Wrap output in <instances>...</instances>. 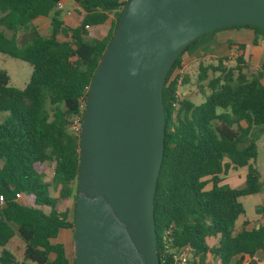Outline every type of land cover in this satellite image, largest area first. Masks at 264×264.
Segmentation results:
<instances>
[{
	"label": "trees",
	"instance_id": "16d2710c",
	"mask_svg": "<svg viewBox=\"0 0 264 264\" xmlns=\"http://www.w3.org/2000/svg\"><path fill=\"white\" fill-rule=\"evenodd\" d=\"M59 1L0 0V53L31 66L21 89L0 69V111L8 112L0 121V264H74L63 243L55 241L62 229L73 233L76 190L72 194L71 187L79 171L80 130H72L71 123L76 116L82 119L80 106L127 0H72L65 15L56 8ZM49 14L50 31L42 35L34 20ZM101 25L107 26L105 33L91 37L90 28ZM242 27L253 31V45L264 43V31L253 25L219 29ZM203 36L177 57L162 91L156 252L161 264H173L161 243L167 231L171 248H189L187 264H244L246 259L256 264L253 257L264 255V202L254 207L259 220L248 227L240 198L264 188L255 165L257 140L264 134V61L249 73L246 44L228 39L232 56L198 62L195 84L202 101L194 103L177 93L180 84L189 83L180 74L181 57ZM49 165L51 182L59 186L56 196L45 179ZM242 167V186L223 183L230 168ZM71 195L72 210L61 208ZM14 236L24 244L21 260L7 249Z\"/></svg>",
	"mask_w": 264,
	"mask_h": 264
},
{
	"label": "water",
	"instance_id": "95a60500",
	"mask_svg": "<svg viewBox=\"0 0 264 264\" xmlns=\"http://www.w3.org/2000/svg\"><path fill=\"white\" fill-rule=\"evenodd\" d=\"M264 31V0H127L89 86L79 137L74 264H161L154 196L162 91L177 57L219 28Z\"/></svg>",
	"mask_w": 264,
	"mask_h": 264
},
{
	"label": "rangeland",
	"instance_id": "374dc122",
	"mask_svg": "<svg viewBox=\"0 0 264 264\" xmlns=\"http://www.w3.org/2000/svg\"><path fill=\"white\" fill-rule=\"evenodd\" d=\"M72 5H73L72 0H63V8L61 9V15H65L66 13H68V10L72 7ZM50 16L51 14H49V16L46 17H38L34 20V24L37 26L39 32L42 35L49 34ZM106 29H107L106 25L90 28V36L101 37L105 33ZM234 34H236V36L239 37L240 39H245V31H239L238 33H234ZM193 46L194 44H192L189 48L191 49L193 48ZM218 46L219 44H217V48ZM222 49L223 51L220 52L218 55H222L223 53H227L228 51L231 52V50H229L227 46V43L223 45ZM233 58L234 57H231L232 60ZM204 60L206 62L210 61V59H204ZM198 62L199 61H195L186 64L185 61L183 60L181 61L183 68L182 71H180V74H185L189 79V83L186 85L180 84L177 91L180 97H186L195 103H197L201 98V93L199 92L195 84ZM0 69L5 70L7 72L9 76V84L19 89L25 86L31 74V66L28 63L3 53H0ZM255 69H256V64L253 63L252 65H250L249 73L255 71ZM175 72H177V70ZM7 116H8V112L0 111V121L4 120ZM257 149H258V155L255 161V165L260 172L261 180L264 182V134L261 135L260 138L257 140ZM52 171H53L52 166L49 165L46 169L45 179L51 184L50 186L53 191V196H56L59 194V186H54L51 182ZM244 174H245L244 167L237 168L235 170L230 168L227 175H222L224 178L223 183H227L231 187H240L244 184ZM71 188H72V192L74 193L77 188V181L72 183ZM240 200L245 208V215L247 217H250V224L248 227H251L254 224H256L257 221L259 220V217L258 219H256L257 216L254 213V206L264 201V189L260 193L241 197ZM72 205L73 202L71 199L61 202V208H64L65 206L72 207ZM241 220L242 217H240V219H238L237 221L236 230L239 228ZM69 235L70 236H68L67 239L61 237L60 238L66 241L68 257L71 260L73 259V233L71 230L69 231ZM62 236L64 235L62 234ZM9 247L11 248L15 257L18 260H21L23 243L19 239V237L15 236L13 242L10 243ZM261 255L264 256L262 253Z\"/></svg>",
	"mask_w": 264,
	"mask_h": 264
},
{
	"label": "crops",
	"instance_id": "0c3cea01",
	"mask_svg": "<svg viewBox=\"0 0 264 264\" xmlns=\"http://www.w3.org/2000/svg\"><path fill=\"white\" fill-rule=\"evenodd\" d=\"M239 31H245V39H240L239 37L236 36V34H234V33H238ZM253 35H254L253 31L251 29L245 28V27L219 29L213 33L206 34L202 38H200V40L194 44L193 48H191V49L189 48L188 50H186L183 53L181 59L183 61H185L186 64H189V63H192L195 61H200L202 59H210L211 60L213 58L220 57V56H230L231 55L230 51H228L227 53H223L224 55L223 54L218 55V54L223 51V49H222L223 45L227 43V40L228 39L232 40L234 38L232 41H234L235 43H245L246 44V53L248 55V62L250 65L255 63L256 68H258L260 66V64L264 61V43L261 40H259V42L257 44L253 45L252 44ZM217 44H219L218 48H217ZM201 101H202V95H201L200 100L197 103H200ZM72 194H73V192H72ZM72 196L73 195H71L70 197H72ZM70 199L72 200V198H69L68 200H70ZM259 204H261V203H259ZM64 208H66L69 211L72 210V207H70V206H65ZM256 216H257L256 219H258L259 216L258 215H256ZM247 218L250 220V217H247ZM242 219H243V217H242ZM61 231H62V233H61ZM61 231L59 232L58 237L55 239V241L63 243V245L65 247V251L68 255L66 241L64 239H61V238L67 239V237L70 236L69 235L70 230L69 229H62ZM60 234H61V236H60ZM62 234L64 236H62ZM14 237L7 244V249L12 254H13V252H12L11 248L9 247V245H10V243L13 242ZM23 249H24V244H23ZM22 253H23V250H22ZM253 259L256 260V264H264V256H262L261 253H257L253 257ZM206 264H212V263L207 262ZM244 264H248L247 259H246V262Z\"/></svg>",
	"mask_w": 264,
	"mask_h": 264
},
{
	"label": "built area",
	"instance_id": "2783aa9c",
	"mask_svg": "<svg viewBox=\"0 0 264 264\" xmlns=\"http://www.w3.org/2000/svg\"><path fill=\"white\" fill-rule=\"evenodd\" d=\"M56 8L57 9L63 8V0L57 3ZM84 106L85 104L80 106L82 108V113ZM80 126H81V119H79L77 116L74 117L71 123V129L77 131L80 130ZM17 197H19V194H17ZM2 200H3L2 197H0V203L2 202ZM171 242H172V238L169 236V233L165 231L161 236L163 251L171 256L173 264H187L190 257L189 248L187 246H183L178 249H173L171 248Z\"/></svg>",
	"mask_w": 264,
	"mask_h": 264
}]
</instances>
